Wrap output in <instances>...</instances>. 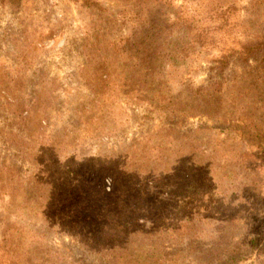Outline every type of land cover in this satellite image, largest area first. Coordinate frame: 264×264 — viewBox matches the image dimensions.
Returning a JSON list of instances; mask_svg holds the SVG:
<instances>
[{
  "label": "rangeland",
  "instance_id": "1",
  "mask_svg": "<svg viewBox=\"0 0 264 264\" xmlns=\"http://www.w3.org/2000/svg\"><path fill=\"white\" fill-rule=\"evenodd\" d=\"M94 1L99 7H85L84 0H0V264H111L61 230L49 201L51 188L70 191L68 207L82 216L100 178L94 160L103 156L143 159V170L156 176L148 179L150 210L139 216L142 228L129 244L137 264L151 262L153 250L156 264H207L206 253L237 251L246 228L226 217L246 179L228 137L234 117L201 111L191 117L189 108L202 104L195 95L202 88L242 97L244 108L264 119V57L221 76L212 71L223 52L264 33V0H175L158 12L147 0L145 11L142 0ZM183 6L201 27L210 23L204 16L212 18L217 46L162 65L165 83L158 89L175 99L163 104L140 92L146 87L128 41L139 16L163 13L171 21ZM186 151L198 158L199 184L185 177ZM250 200L248 208L264 210ZM186 217L191 238L166 229ZM241 264H264V231Z\"/></svg>",
  "mask_w": 264,
  "mask_h": 264
},
{
  "label": "trees",
  "instance_id": "2",
  "mask_svg": "<svg viewBox=\"0 0 264 264\" xmlns=\"http://www.w3.org/2000/svg\"><path fill=\"white\" fill-rule=\"evenodd\" d=\"M135 1L138 3V0ZM142 1L145 11L146 1ZM174 1L147 0L154 12H158L160 7H173ZM84 6L95 8L99 7V4L94 0H84ZM183 9L184 6L171 21L163 13L159 17H152L149 12L146 16H139L128 41L136 59L135 68L140 77L139 83L146 87L140 92H152L154 100L163 104L172 105L175 99L171 93L168 95L164 90L158 89L165 83L162 65L190 59L199 50L215 49L217 46L214 34L218 29L215 28L212 18L204 16L210 23L201 27L197 17ZM174 38H178L180 45H173ZM259 57H264V33L257 34L239 48L223 52L212 71L221 76L232 65L248 64ZM157 81L160 83L154 90ZM218 86L221 89V84ZM202 91V88L195 91V95H201L202 104L189 108L190 115L194 117L198 115V111L214 119L233 115L234 122L229 126L228 137L234 139L231 151L235 164L244 170L246 179L238 196H235L237 198H231L229 201L231 210L237 203L236 209L229 216L225 213L229 224L243 225L246 228L245 235L237 245L238 252L223 248L214 258L212 254L206 253L204 259H208L207 264H241L253 256L264 231V210L259 213V210L248 208L250 198L257 202V206L264 205V119L259 118L261 112L244 108L242 97L225 99L223 94L215 96L210 93L203 94ZM184 158L185 163L187 162L185 177L189 183H201L204 177L196 154L186 151ZM142 160H130L125 155L103 156L94 160L95 171L99 173L100 178L90 188L91 201L86 206V212L81 211L82 216L75 207L76 213L68 207L72 198L70 191L60 193L59 189H50L49 201L58 215L61 230L76 238L83 248L110 259L111 264H137L129 244L134 242L139 229L142 228L140 220L138 222L139 216L150 210L149 205L152 202L148 179L154 180L156 177L155 174L152 176L151 172L143 170ZM251 215L254 216L252 220L249 218ZM87 221H90L88 226ZM178 221L175 227L166 229L169 232L176 230L178 236L191 238L194 234L192 220L186 217ZM158 253L157 250L151 251V262L143 264H156ZM170 256L174 257L175 254ZM177 261L171 260V263L178 264ZM26 262L34 263L30 257H27Z\"/></svg>",
  "mask_w": 264,
  "mask_h": 264
}]
</instances>
